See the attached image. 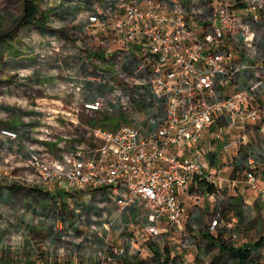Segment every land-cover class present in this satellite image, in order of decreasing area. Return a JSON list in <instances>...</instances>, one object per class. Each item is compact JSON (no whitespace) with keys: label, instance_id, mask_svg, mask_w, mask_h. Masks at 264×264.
I'll return each mask as SVG.
<instances>
[{"label":"built area","instance_id":"1","mask_svg":"<svg viewBox=\"0 0 264 264\" xmlns=\"http://www.w3.org/2000/svg\"><path fill=\"white\" fill-rule=\"evenodd\" d=\"M103 1L88 15L87 32L94 43L91 50L97 55L104 52L107 60L128 58L145 74L137 82L155 97L153 107L160 110L157 128L147 133L134 124L114 129L91 126L86 128L88 142L61 155L43 153L23 140L25 148L13 157L31 172L26 177L29 181L59 196L82 195L93 187L114 207L110 224L120 222L127 228L136 221L144 240L174 241L184 250L194 248L183 225L181 192L200 176L214 187L210 197L216 199L227 181L205 169L201 145L206 134L211 133L208 153L217 150L218 142L224 149L245 144L247 129L264 114V104L248 105L250 98L263 92L264 66L258 61L264 57V46L256 49L249 41L253 25H264V1L221 0L204 27H198L177 0L149 1L145 6L137 0ZM243 74L246 84L238 88ZM72 78V120L78 119L81 105L87 112L101 110L103 98L79 102L84 84L74 75ZM221 121L233 132L213 129ZM18 138L17 130L0 129V140ZM256 170L255 159L249 160L246 181L253 187L257 186ZM236 222L235 217L218 216L209 229L224 227L234 240L238 238ZM105 225L109 233L96 264H122L125 251L112 243L111 228ZM63 259L55 262L49 256L45 264H80L75 257Z\"/></svg>","mask_w":264,"mask_h":264},{"label":"rangeland","instance_id":"2","mask_svg":"<svg viewBox=\"0 0 264 264\" xmlns=\"http://www.w3.org/2000/svg\"><path fill=\"white\" fill-rule=\"evenodd\" d=\"M257 1L264 0H245L250 4ZM32 2L38 8L36 18L9 33L17 18L23 16L25 2L0 0V129L19 133L16 141L4 140L12 144L0 140V264H37L39 260L45 264L49 256L54 261L75 257L80 264H96L109 233L105 223L111 228L110 235L118 234L121 228L120 222L110 224L115 214L109 199L97 192L53 195L51 190L29 181L26 177L31 172L13 155L25 148L23 140L43 153L61 155L88 142L86 128L97 125L114 129L134 124L148 133L157 128L160 110L153 107L156 100L151 90L140 88L137 81L145 74L137 71L130 59L107 60L102 54L92 53L88 15L103 0ZM191 11L186 10L189 15ZM9 21L12 24L8 25ZM252 30L249 43L259 49L264 46V25L256 23ZM72 75L84 84L79 102L104 99L99 111L87 112L81 105L75 121L69 108L75 97L70 85ZM120 89L122 93H118ZM222 176L229 177L228 173ZM231 176L248 188L242 168ZM244 192L238 201L240 205L249 201L251 209L243 207V216L238 207L226 206L227 216H238L239 220V236L233 243L252 244L251 257L244 264H264L263 196L258 195L260 190ZM211 214V207L206 205L200 224L207 226ZM201 248L209 253L206 258L210 264L234 263L229 253L220 252L214 245L202 244ZM157 259L150 254L143 264H156Z\"/></svg>","mask_w":264,"mask_h":264},{"label":"crops","instance_id":"3","mask_svg":"<svg viewBox=\"0 0 264 264\" xmlns=\"http://www.w3.org/2000/svg\"><path fill=\"white\" fill-rule=\"evenodd\" d=\"M141 5L145 6L150 1L152 3L158 2H167V0H137ZM179 1L185 10L194 9V6H197L195 9L197 13L192 12L196 24L199 27H204L206 24L212 19L214 11L219 7L221 0H177ZM190 7L187 9L186 7ZM194 9V10H195ZM8 22V25L12 24ZM7 25V26H8ZM27 28V27H26ZM25 29V28H24ZM92 53H95L94 51ZM100 54L107 56L104 52H100ZM259 65L264 66V57L258 61ZM264 75V70L262 71ZM237 83V82H236ZM246 84V75L243 74L238 80L237 87L241 88ZM36 86V85H33ZM35 89V88H34ZM264 104V85L263 92L257 95H254L249 99L248 105L250 106H260ZM10 109V108H9ZM219 129L224 132V134H229L232 129L225 126L223 121L218 122L213 129ZM241 129V128H238ZM233 132V131H232ZM211 133H207L204 141L201 145L202 151L205 153V169L209 173L216 174L224 178V176L228 173V178L226 179L225 190L222 195L217 197L216 199H212L210 194L215 190L213 186L207 185L202 177H195L194 182L186 189L181 192V200L185 207V219L183 222L184 227L189 231L190 238L192 242L196 245L194 248H189L188 250L182 249L178 244L174 241L169 243L168 241L163 242H155L151 240H144L142 238V229L138 222H134V226H130L127 228L121 227L118 230V234H112L111 239L112 243L120 248H123L125 253L122 257V264H143L144 260H149L150 254L157 256L156 264H210L207 260L206 256L209 253L203 252L201 245L206 244V247L210 244L207 237L204 236V233L207 231L212 234L214 237H218L221 235V238L225 240L227 243H233L231 240L230 231H227L224 227H219L215 231H210L209 225L213 218L222 217L224 219H229L230 216H227L225 213L228 205L236 206L235 208L241 209V213H246V210L243 207H250V203L247 200H244V203L240 205L239 203V194H245L246 189H253L254 191L260 190L261 201L264 200V114L261 115V118L255 123L251 124L247 129L245 144H234L229 149H224L223 143L218 142L217 150L212 153H208V141H210ZM7 144L8 142L2 140ZM4 146L6 147V145ZM12 144V143H8ZM257 164V186L253 187L248 182V188H243L237 183V179L232 178V173L238 171L239 168H242L245 172L247 168L249 160H254ZM242 187V188H241ZM93 188V187H92ZM92 188H87L81 194L92 193L94 192ZM240 193L235 192L238 191ZM235 192V193H234ZM53 195H56L54 191H52ZM197 195H200L198 199ZM66 197V195H64ZM202 197V198H201ZM237 200V201H236ZM259 200V201H260ZM258 201V202H259ZM260 201V202H261ZM207 205L211 207V218H209L208 224L201 225L200 221L203 215V209ZM241 207V208H240ZM251 209V207H250ZM208 216V215H207ZM210 217V216H209ZM237 220L236 227L238 223V216H234ZM126 219V217H124ZM238 231V229H237ZM222 232L221 234H219ZM174 235L170 233L169 236ZM239 236V235H238ZM167 238V236H166ZM234 244V243H233ZM252 244L245 243V246L250 247ZM214 246L218 247L216 244ZM236 247H240L243 245H235ZM219 248V247H218ZM220 252L221 249L219 248ZM146 253V256L142 257L143 253ZM223 253V252H222ZM225 254V253H224ZM41 263V260H39ZM39 263V264H40ZM121 264V263H117Z\"/></svg>","mask_w":264,"mask_h":264},{"label":"trees","instance_id":"4","mask_svg":"<svg viewBox=\"0 0 264 264\" xmlns=\"http://www.w3.org/2000/svg\"><path fill=\"white\" fill-rule=\"evenodd\" d=\"M24 2H25L24 14L21 18H17L16 22L14 23L12 29H10L9 33L13 32V30L19 28L20 26L33 21L36 18V14L38 13L37 6L32 2V0H24ZM221 233L222 232H220L219 234ZM221 235H219L218 237H214L212 234H210L207 231L204 233V236L207 237L210 244L212 245L216 244L221 249V252L229 253L232 256V258L234 259L233 264H244V262H246L251 257V252L249 250V247L245 246V244L243 246L236 247L234 246L233 243H227L225 240H223L221 238ZM263 238L264 237H262L261 239ZM261 239L258 240L255 244L259 245Z\"/></svg>","mask_w":264,"mask_h":264}]
</instances>
